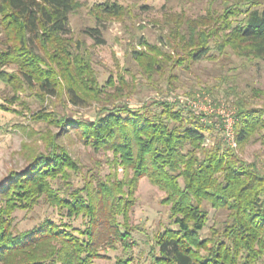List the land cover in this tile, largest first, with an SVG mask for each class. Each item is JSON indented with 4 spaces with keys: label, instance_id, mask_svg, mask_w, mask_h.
<instances>
[{
    "label": "trees",
    "instance_id": "1",
    "mask_svg": "<svg viewBox=\"0 0 264 264\" xmlns=\"http://www.w3.org/2000/svg\"><path fill=\"white\" fill-rule=\"evenodd\" d=\"M248 1L255 4L256 0ZM76 7L74 0H0V30L7 38L5 49L0 50V66L16 68L14 76L2 72L0 78H14L47 96L61 92L74 107L85 105L90 92L98 101L101 91L87 61L71 52L80 43L73 47L65 39L70 34L69 15ZM98 11L118 16L121 7L104 3ZM241 15L234 26L230 18ZM194 24L186 23V36L180 38L184 55L179 59L197 62L208 57L209 41L219 31L230 30L227 43L264 60V9L248 7L242 12L237 2L215 20L208 12ZM83 34L96 45L104 44L99 27L86 28ZM142 45L160 54L156 47ZM133 54L137 60L144 56L138 51ZM69 57L75 68L70 67ZM59 121L72 127L84 145L110 152L113 162L123 168L124 179L100 182L96 188L87 183L61 196L52 182L60 178L67 186L75 163L57 145L47 156L34 157L24 172L13 173L0 185V264H92L104 257L100 244L128 248L133 193L142 178L165 194L162 203L169 205L174 226L155 235L158 250L153 264H262L264 175L221 142L202 148L210 127L191 111L169 102H152L137 109L103 107L92 121ZM234 129L239 151L255 134L264 136V107L237 104ZM41 197L68 218H88V227L79 230L44 220L30 230L13 232V212L32 208ZM204 205L226 212L227 218L202 238L209 215Z\"/></svg>",
    "mask_w": 264,
    "mask_h": 264
},
{
    "label": "rangeland",
    "instance_id": "2",
    "mask_svg": "<svg viewBox=\"0 0 264 264\" xmlns=\"http://www.w3.org/2000/svg\"><path fill=\"white\" fill-rule=\"evenodd\" d=\"M74 1L77 7L69 15L70 34L65 39L73 47L80 43V48H72L71 52L87 61L101 91L99 99L97 101L90 92L92 95H88L91 97L85 105L74 107L61 92L55 97L47 96L14 78L6 81L0 78V185L7 183L13 173L24 172L34 157L47 156L55 145L63 148L76 166L69 171V189L60 178L52 182L61 196L87 183L94 188L100 182L119 183L124 179V171L113 162L112 154L84 145L75 130L59 120L92 121L103 107L127 105L137 109L152 102H169L191 111L210 127L202 148L210 149L221 142L264 175V136L255 134L241 151L234 141L237 104L257 109L264 107V60L253 58L227 43L225 38L230 30L219 31L209 41L208 57L197 62L179 59L184 55L180 38L186 36V23L195 25L208 12L215 20L225 7L237 2L242 12L248 7L261 10L264 0H256L255 4L248 0ZM104 3L119 5L120 14H101L98 8ZM242 18L243 15L230 20L235 26ZM95 27L101 30L103 45H96L83 34L86 28ZM143 42L156 47L160 54L150 53ZM6 44L5 33L0 30V50H4ZM134 51L142 52L143 58L135 59ZM68 60L70 67L75 68L73 58ZM15 71L11 64L0 66V74L14 76ZM164 198L165 194L146 178L140 179L129 214L130 246L100 244L99 252L104 257L92 264H116L119 260H128V264H153L158 250L155 235L174 228L169 218V205L162 203ZM204 207L209 215L202 238L209 235L211 227L220 228L227 218L222 210ZM12 217L13 232L30 230L44 220L69 224L79 230L89 225L88 218H68L43 197L30 209L14 211Z\"/></svg>",
    "mask_w": 264,
    "mask_h": 264
}]
</instances>
